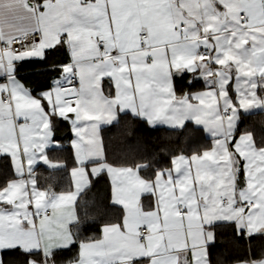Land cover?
I'll return each mask as SVG.
<instances>
[{"label": "snow or ice", "instance_id": "obj_1", "mask_svg": "<svg viewBox=\"0 0 264 264\" xmlns=\"http://www.w3.org/2000/svg\"><path fill=\"white\" fill-rule=\"evenodd\" d=\"M242 113L264 114V0H0V264H264V130ZM125 117L176 147L114 156ZM61 127L57 192L36 173L66 168Z\"/></svg>", "mask_w": 264, "mask_h": 264}, {"label": "trees", "instance_id": "obj_2", "mask_svg": "<svg viewBox=\"0 0 264 264\" xmlns=\"http://www.w3.org/2000/svg\"><path fill=\"white\" fill-rule=\"evenodd\" d=\"M25 71V70H24ZM26 74L25 76H27ZM32 79V77H30ZM255 128L257 135H261L262 130H264V114L257 113L255 115H244L242 114V120L240 124L241 130L245 128ZM59 136L62 140H68L71 137V133L67 131L64 127H61L59 131ZM102 136L105 144L109 147L110 152L114 156H118L119 152L115 151L117 149H124L129 146L136 147L137 145L147 146L150 149L160 151L162 148H175L177 135L166 130L163 127L157 129L148 128L143 122L133 120L130 118H123L120 121L118 128H103ZM181 146L189 147V151L194 150H204L210 147L211 141L208 139L204 133H192L186 134L180 137ZM195 140V143L192 141ZM49 157L54 161H60L66 164V168L59 170L55 173L46 168V166L41 165L37 169V177L39 185L44 187L52 186L55 191H67L71 188V180L69 176V171L72 167V152L71 148L68 146H63L62 149L49 150ZM9 161L0 158V176L4 175L9 171L8 168ZM108 188L105 180L101 179L98 182L94 181L93 189L86 194V197H92L97 191L101 195L104 194L105 189ZM111 213H109V216ZM103 221H101L102 223ZM99 224L93 225L92 229L85 232V236L98 235L97 229ZM255 244L259 245L261 241H254ZM217 255L214 257L215 260L219 261L220 264H233L234 258L236 256H241L244 254L243 247L231 250L218 247Z\"/></svg>", "mask_w": 264, "mask_h": 264}, {"label": "crops", "instance_id": "obj_3", "mask_svg": "<svg viewBox=\"0 0 264 264\" xmlns=\"http://www.w3.org/2000/svg\"><path fill=\"white\" fill-rule=\"evenodd\" d=\"M30 70H22V72H21V74L22 75H26V74H28V72H29ZM243 114V113H242ZM205 134V136L208 138V139H210V141H211V144H212V137H211V135L210 134H208V133H204ZM71 138V137H70ZM70 141V140H69ZM68 144H69V146H70V143L68 142ZM211 146V145H210Z\"/></svg>", "mask_w": 264, "mask_h": 264}, {"label": "rangeland", "instance_id": "obj_4", "mask_svg": "<svg viewBox=\"0 0 264 264\" xmlns=\"http://www.w3.org/2000/svg\"><path fill=\"white\" fill-rule=\"evenodd\" d=\"M70 140V139H69ZM68 140H62L61 143L63 144V146H68Z\"/></svg>", "mask_w": 264, "mask_h": 264}]
</instances>
